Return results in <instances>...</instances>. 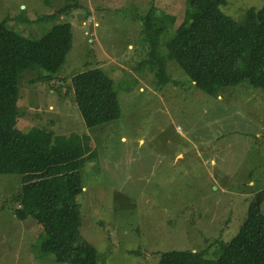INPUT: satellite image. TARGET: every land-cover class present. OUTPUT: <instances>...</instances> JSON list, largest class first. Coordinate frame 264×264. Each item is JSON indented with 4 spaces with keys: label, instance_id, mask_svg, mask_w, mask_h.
Listing matches in <instances>:
<instances>
[{
    "label": "rangeland",
    "instance_id": "rangeland-1",
    "mask_svg": "<svg viewBox=\"0 0 264 264\" xmlns=\"http://www.w3.org/2000/svg\"><path fill=\"white\" fill-rule=\"evenodd\" d=\"M215 1L217 13L238 23L248 13L257 19L263 4ZM151 7L175 18L160 37L164 81L145 58ZM0 22L35 40L70 24L71 48L53 80L37 81L43 70L21 75L16 128L89 138L76 202L80 236L95 248L97 264H157L173 250L218 258L264 189V95L246 82L208 95L168 60L164 42L189 22L185 1L0 0ZM95 68L112 81L120 117L86 128L69 85ZM20 178L0 175V264H58L39 255L42 228L14 217ZM260 209L264 215V200Z\"/></svg>",
    "mask_w": 264,
    "mask_h": 264
},
{
    "label": "trees",
    "instance_id": "trees-1",
    "mask_svg": "<svg viewBox=\"0 0 264 264\" xmlns=\"http://www.w3.org/2000/svg\"><path fill=\"white\" fill-rule=\"evenodd\" d=\"M184 1L189 7V22L172 29L164 42L168 60L208 95L243 82L264 95V0L257 19H250L248 13L240 23L217 13L215 0ZM174 21L172 15H158L154 7L144 15L150 42L145 58L147 63L159 65L160 81L166 79L164 59L158 54L160 37ZM70 48L68 23L52 26L35 40L0 22V175L21 176L19 206L13 214L19 221L30 218L42 228L39 255H52L58 264H97L95 248L80 236L81 216L76 202L83 190L81 173L91 149L89 138L75 133L55 134L44 127H32L27 132L16 128L21 75L43 70L47 74L36 80L52 81ZM69 86L86 128L120 117L113 83L99 69L72 76ZM263 200L264 189L249 202L238 232L222 246L218 258L173 250L161 253L157 264H264Z\"/></svg>",
    "mask_w": 264,
    "mask_h": 264
}]
</instances>
